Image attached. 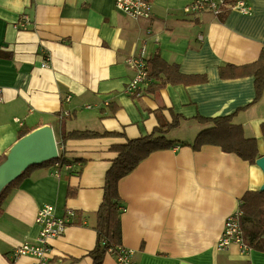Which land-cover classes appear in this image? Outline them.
<instances>
[{"label":"crops","instance_id":"1","mask_svg":"<svg viewBox=\"0 0 264 264\" xmlns=\"http://www.w3.org/2000/svg\"><path fill=\"white\" fill-rule=\"evenodd\" d=\"M245 1L249 13L231 9L217 17L189 12L190 0H153L145 18L121 11L114 0H0V159L22 127L47 124L63 156L81 163L79 174L70 164L58 172L34 168L12 191L0 216V264H92L95 212L117 155L111 146L173 121L165 135L175 146L150 153L118 183L122 246L133 250V264H264V251L240 254L235 243L217 248L224 220L247 190L259 189L262 170L217 146L190 147L209 126L199 117L235 112L233 122L264 155V90L253 102L252 75L219 76L221 67L256 61L264 47V0ZM21 15L28 17L24 26ZM142 51L147 60L159 54L180 72L208 80L153 92L142 85L129 94L135 69L128 60ZM71 130L110 134L62 141ZM44 204L56 216L73 210L74 218L49 239L47 262L13 258L22 236L38 235L35 217ZM101 264L116 261L107 253Z\"/></svg>","mask_w":264,"mask_h":264},{"label":"trees","instance_id":"2","mask_svg":"<svg viewBox=\"0 0 264 264\" xmlns=\"http://www.w3.org/2000/svg\"><path fill=\"white\" fill-rule=\"evenodd\" d=\"M0 55H3L0 52ZM9 56V55H8ZM148 91L153 92L166 84H196L208 80L205 74H184L180 72L176 64L165 61L159 54H155L147 60ZM252 75L254 79L255 96L253 102L261 99L264 90V47L256 61L241 66L227 65L219 68V76L222 78H234ZM235 112L216 117H199V121L209 124L200 130L190 147L199 150L205 145H213L225 153H231L240 159L254 164L260 156L258 140L255 137H246L241 125L233 122ZM177 122L157 127L152 133L129 139L125 143L111 146V150L117 155L105 172L102 199L95 212L96 240L93 249L89 252L92 264H101L108 249L116 251L122 245V228L120 208L122 201L118 191V183L121 178L134 170L137 165L147 156L158 150L170 149L176 141L168 139L165 133ZM33 128L22 127L17 134V139ZM261 134L264 135V120L260 124ZM108 132H96L91 130H71L61 134V140L84 139L101 135ZM77 165L74 173L79 174L81 163L77 160H68L59 151L57 158L27 168L21 176L13 180L0 194V216L3 214L4 204L12 191L20 182L29 176L30 172L37 167L52 166L59 171L65 165ZM76 188L68 189V196L73 197ZM241 214V229L245 242L254 249L264 251V190H247L239 200L238 208Z\"/></svg>","mask_w":264,"mask_h":264},{"label":"built area","instance_id":"3","mask_svg":"<svg viewBox=\"0 0 264 264\" xmlns=\"http://www.w3.org/2000/svg\"><path fill=\"white\" fill-rule=\"evenodd\" d=\"M114 3L118 9L127 14L145 18L151 16L153 0H114ZM185 8L191 13L209 12L217 17L231 9L241 13H249L250 11V7L245 0H190ZM26 22H28L27 15H21L17 21L21 25ZM128 61L134 67L135 74L125 90L129 94H135L140 86L148 85L151 80L147 71V58L144 51H142ZM46 65L47 63L44 62L43 66ZM62 114L64 116L69 115L68 112ZM65 167L70 168L71 166L67 164ZM55 172L58 171L55 170ZM74 214L73 210H66L63 216H56L53 205L44 204L39 207L35 217V222L40 226L38 235L34 239L22 236L23 240L12 252L13 258L30 255L40 263L47 262L50 258L49 239L62 234L66 226L71 223ZM241 214L242 212L237 209L224 220L223 230L217 241L218 249H227L232 243L239 246L240 254H245L252 249L243 238L240 222ZM107 252L114 256L116 264H133L132 249H127L121 245L116 251L108 249Z\"/></svg>","mask_w":264,"mask_h":264},{"label":"water","instance_id":"4","mask_svg":"<svg viewBox=\"0 0 264 264\" xmlns=\"http://www.w3.org/2000/svg\"><path fill=\"white\" fill-rule=\"evenodd\" d=\"M58 155V143L50 125L35 127L16 139L0 159V194L27 168L53 160ZM255 164L264 174V155L259 156ZM259 190H264V181Z\"/></svg>","mask_w":264,"mask_h":264}]
</instances>
